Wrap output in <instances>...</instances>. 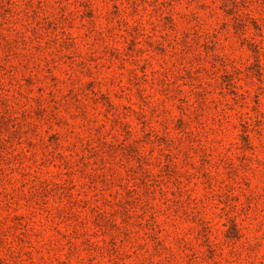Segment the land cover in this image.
I'll list each match as a JSON object with an SVG mask.
<instances>
[{
	"label": "rangeland",
	"instance_id": "rangeland-1",
	"mask_svg": "<svg viewBox=\"0 0 264 264\" xmlns=\"http://www.w3.org/2000/svg\"><path fill=\"white\" fill-rule=\"evenodd\" d=\"M0 264H264V0H0Z\"/></svg>",
	"mask_w": 264,
	"mask_h": 264
}]
</instances>
